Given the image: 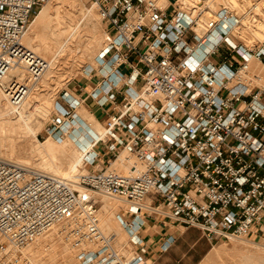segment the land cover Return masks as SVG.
I'll return each mask as SVG.
<instances>
[{"label":"built area","instance_id":"1","mask_svg":"<svg viewBox=\"0 0 264 264\" xmlns=\"http://www.w3.org/2000/svg\"><path fill=\"white\" fill-rule=\"evenodd\" d=\"M49 1L0 0V91L13 106L48 68L22 39ZM92 1L107 29L98 65L110 70L87 98L112 106L104 136H93L80 117L84 99L63 92L47 133L62 142L74 129L90 132V145L74 139L88 170L75 180L0 160V234L19 250L65 221L74 264H139L136 250L125 256L113 248L89 191L126 204L120 222L132 249L144 250V210L224 243L264 234V88L246 77L250 61L264 58V0H211L212 9L208 0L172 9L156 0ZM253 17L248 33L245 18ZM19 65L28 82L11 74ZM122 152L134 160L129 170L109 171Z\"/></svg>","mask_w":264,"mask_h":264},{"label":"bare ground","instance_id":"2","mask_svg":"<svg viewBox=\"0 0 264 264\" xmlns=\"http://www.w3.org/2000/svg\"><path fill=\"white\" fill-rule=\"evenodd\" d=\"M66 1L68 0H50L45 4L44 8L40 10L32 20L29 27L30 29L22 39V44L38 56L41 55L47 62L48 67L44 70L45 72L41 80L30 89L25 102L18 107L13 106L6 93L0 91V160L18 163L29 169L32 173H46L77 180L80 172L87 170L83 167L84 155L82 148L76 144L74 139L80 140L82 142L80 145L84 147L85 145H90L92 134L97 137L104 136L103 125L97 120L93 113L88 112L84 107H80V117L92 134L88 131L82 133L79 129H74L71 131V137L65 138L62 142H54L50 140V138L41 142L36 138L41 130V123L34 124V122H36V116L46 119L50 114L51 97L43 93L44 89L42 90L41 86H39V82H43L42 87L48 86V79L56 77L57 69L60 65L58 60L60 55H64L66 52L69 54L70 52V55L72 54L70 57L76 58V60L83 59L84 61L85 58H88L91 61L94 59L96 62L100 53L98 50L102 49V46H105L102 44L105 38L97 31V27H99L96 19L98 13L94 11V7L96 5L99 7V5L94 3L91 8H81L83 12L81 13L82 18L86 19L90 23L88 24L92 25L91 27H93V29L95 27V30L92 31V28L87 30V37L83 42L80 54H76V52H78L76 49L77 42L74 40V37L77 32L79 33L78 27L75 25H72L73 27H69V29L68 27H59L60 14L64 10H62V7ZM156 2L160 7L164 8L171 0H156ZM179 4L185 7L188 4V0H179ZM204 4L208 6L209 9H212L215 2L208 0ZM72 5L70 6L73 8L74 6ZM74 9L72 10L74 11ZM251 21L255 23L252 19ZM258 23L259 27H264L263 22ZM245 26L247 25L245 24ZM247 29L248 28H246V30ZM49 34L52 36V40L48 38ZM197 55L201 58L203 54L199 51ZM44 57L47 58V60ZM255 61L254 59L250 61L251 67H253ZM97 63L98 61L96 65ZM94 67L95 66L92 64H89L84 70L86 73H90ZM26 69V67L19 65L13 69L11 74L13 76H19V80H22L27 75ZM102 69L103 73L107 74L110 70V66L107 64ZM253 70L255 71L256 69ZM262 84L264 85V83ZM87 132L88 138H86ZM92 151H97V149L94 148ZM124 153L125 152L121 153L118 160H112V165L108 169L109 171L124 173L129 170L134 160ZM89 193L91 196L94 195L92 191H89ZM102 195H105L106 198L104 197V204H102L98 212L100 216V228L107 236H114L112 246L120 252L122 251L120 247L125 240L124 228L120 222L122 207L120 208L116 201L110 200L111 196L106 194ZM70 227V223L65 221L55 224L45 235L28 244L30 247H28L27 250L24 248L26 251L24 255L21 256L26 260H30L32 264H72L71 251L74 250V247L70 236ZM9 243L11 245L4 247V250L7 251L6 253L11 251L14 245L12 242ZM235 254H242L249 262H256L254 264H258L264 261V243L241 238L240 241L235 242L231 248L220 246L214 249L211 253V258L231 259V256H235ZM18 259L19 257L17 260Z\"/></svg>","mask_w":264,"mask_h":264},{"label":"rangeland","instance_id":"3","mask_svg":"<svg viewBox=\"0 0 264 264\" xmlns=\"http://www.w3.org/2000/svg\"><path fill=\"white\" fill-rule=\"evenodd\" d=\"M51 2H53V1H51ZM178 2H179V0H171V2H169V4H167V6H165V7L168 9H172L175 7V4H177ZM93 4H94V2L92 0H68V1H66L64 6L62 7V10L63 9L64 10L60 14L59 27H65V28L68 27V29H69V27H73L72 25H75L78 27L79 33L77 32L76 36L74 37V40L77 42V44H76L77 48L76 49L78 52H76V54L77 53L80 54L81 48L83 47V42L86 40V37H87V33H88L87 30H90L91 28H92V31L95 30V27L93 29V27H91L92 25H89L90 23L86 19H83L82 15H81V13H83L81 8H85V9L91 8V6H93ZM70 5H72L74 7L72 8ZM43 8H44V6L39 9V11L34 15V17ZM94 8H95L94 11H96V13H98V15L96 14L97 18L95 17L97 19V23L99 26V27H97L98 28L97 31L99 33H101L103 38H105L103 40L105 43L102 41V44L105 45L107 42L106 24L101 19L100 15H99V7H97V5H96ZM72 9H74V11ZM34 17H33V19H34ZM247 19H250V18H247ZM251 19L254 21L253 18H251ZM251 19L249 20L248 23L245 22V24L247 25L245 27L248 28L247 29L248 33L250 31L249 28L252 27ZM88 25H89V27H88ZM255 34L259 35V33H255ZM259 36H258V38H259ZM48 38L52 40V36L50 34L48 35ZM260 38H262V35L260 36ZM258 42H259V40H257L255 42V44ZM103 48L104 47L102 46V49ZM102 49L98 50V52L99 51L101 52ZM71 55H70V52H69V54L66 52V54L60 55V58L58 59L60 65L58 66L56 77L53 79L52 78L48 79V86L42 87L43 82L42 81L39 82V86H41L42 90L44 89L43 93H45L46 96L48 95V97L52 98V99L50 98L51 104H50L49 116L46 119H43V117L41 118V117L36 116V118H35L36 122H34V124H37V123L40 124L41 123L40 124L41 127L39 126L41 130L39 131V133L37 134V137H36L41 142H44L45 140L50 138L48 133H47V128H48L49 124L51 123L52 115L55 112V104L54 103H56L57 101L62 102L61 96H62L63 92L70 91V86L73 83V80L75 78L83 76L84 68L87 65L92 64L93 66H95V68L98 67L97 66L98 63L96 65L97 61L95 62L94 59H92V61L89 60L88 58H85L84 61H83V59L82 60H76V58H71L70 57ZM40 57H42V56L40 55ZM45 59L47 60V58H45ZM131 59L133 60L134 57H131ZM211 59L213 61L217 60L216 57H212ZM252 68L256 69V70L254 71ZM261 69L264 70V67L263 66H260V67L257 66L256 61H255L253 63V67H251V65H250V71H249L250 73L246 77H247V79H249V81L252 83V85L254 87H259V88L263 89L264 85L262 83H264L263 82L264 71L262 72ZM93 74H94V72H93ZM258 78H260L261 80ZM23 80L25 82H28V77L25 76L23 78ZM36 83L37 82H35V83L29 82L31 88H33ZM46 96H44V97H46ZM97 120L100 122V119L97 118ZM100 123L103 125V122H100ZM36 138H35V140H36ZM50 140L55 142V140L52 138H50ZM124 154H126V156H128L126 152ZM83 167L86 168V170H88L86 165L83 164ZM85 172L86 171H81L80 174L85 173ZM93 197L97 201L98 208L100 209L102 204H104L103 199H104V197L106 198V196L102 195V194L94 193ZM110 200L116 201L118 203V206H120V208L122 207L121 209L126 208V204L124 202H122L121 200L114 198V197L113 198L110 197ZM123 232H125L124 233V239L125 240L123 242V245L120 247V250H122V251H120V254L125 255V256H129L132 254V248L130 247V245L128 243L130 238H129V235L127 234V232L125 230H123ZM125 236H126V238H125ZM245 239H247V240L249 239V240H253V241L256 240V241H260V242L264 243V234L258 235V236L257 235H250L247 238L245 237ZM0 241H1L0 242V264H23V263L32 264V262H30V260H26L23 256H21V255H24V252L27 250L28 247H30V245H27L26 247H24L26 250H24V248H21L18 250V248L13 245V247L11 248V251L6 253L7 251L4 250V247L11 245V244L1 234H0ZM234 241L238 242V241H240V239H237ZM234 241H231L230 243H223L222 246H226V248H231L232 245L235 243ZM71 256H72V264H74L75 263V259H74L75 257L73 258V256H75V250L71 251ZM18 257H19V259L17 260ZM215 258L214 257L211 258V255H210L208 259H206L204 262H202V264H254V263H256V262H254V263L249 262L246 259V257H244V255H242V254H235V256H231V259L230 258L215 259ZM16 261H18V263H16ZM261 262H259V263L261 264ZM263 262H262V264H264Z\"/></svg>","mask_w":264,"mask_h":264},{"label":"crops","instance_id":"4","mask_svg":"<svg viewBox=\"0 0 264 264\" xmlns=\"http://www.w3.org/2000/svg\"><path fill=\"white\" fill-rule=\"evenodd\" d=\"M254 60H256L257 66L264 67V58ZM100 71L103 72V69L99 65L96 68L94 67V74L92 71L86 73L84 70L83 76L73 80L68 92L73 97L84 99L81 107L83 106L100 119V122L104 123L107 115L113 112L112 106L99 107L96 104V100L90 97L87 98L102 80ZM122 71L126 75L131 72L128 67H124ZM261 71L263 72L264 70L261 69ZM120 100L121 97H119ZM262 101L264 103V94ZM99 162L100 167L105 166L103 161ZM154 199V196L149 195L145 199V203L152 205L155 203ZM143 216L145 224L139 231V238L143 241L144 250L141 251V247L135 245L133 246L134 249H132V251L136 250L139 253V264H202L209 258L214 249L224 243L208 238L196 227H184L148 210L143 211ZM166 240H170L171 244L167 250H163L162 245Z\"/></svg>","mask_w":264,"mask_h":264}]
</instances>
